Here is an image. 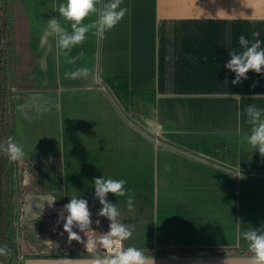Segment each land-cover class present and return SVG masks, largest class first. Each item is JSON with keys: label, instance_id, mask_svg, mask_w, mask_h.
<instances>
[{"label": "crops", "instance_id": "obj_1", "mask_svg": "<svg viewBox=\"0 0 264 264\" xmlns=\"http://www.w3.org/2000/svg\"><path fill=\"white\" fill-rule=\"evenodd\" d=\"M5 2L11 138L24 151L10 160L17 263L103 257L85 244L109 230L94 198L104 177L127 181L132 210L127 196L107 199L132 230L123 247L149 264H249L243 232L264 227V157L245 140V109H264V73L233 85L225 64L243 51L241 35L264 48V0H122L123 20L103 38L89 32L69 57L46 34L53 17L70 31L55 10L65 0ZM78 67L91 69L86 79L66 78ZM18 187H29L21 199ZM73 196L92 214L90 230L73 228L82 242H69L59 219Z\"/></svg>", "mask_w": 264, "mask_h": 264}, {"label": "clouds", "instance_id": "obj_2", "mask_svg": "<svg viewBox=\"0 0 264 264\" xmlns=\"http://www.w3.org/2000/svg\"><path fill=\"white\" fill-rule=\"evenodd\" d=\"M55 10L58 11L59 18L68 22L70 31L68 27L61 25L60 19L53 17L47 21L48 31L46 34L54 35L57 38L56 46L65 57H69L73 48L86 41L89 32L103 38L105 33L117 26L129 11L128 8L122 7V0H107L106 3H102L101 0H65ZM91 16H95L96 19L85 23V20ZM239 45L243 51L231 50V58L225 64L227 69L235 73V78L232 80L233 85L248 79L249 71L257 74L264 73V48L261 46V41L256 39L250 42L241 35ZM84 56L85 53L81 51L77 57L70 58L68 63H75L76 60ZM90 71L91 69L88 67H78L65 75L70 79H86ZM245 111L248 122L252 125L250 134L245 137V140L251 148L258 149L261 157H264V109L249 105ZM0 151H3L12 161L20 160L24 156L22 146L15 143L11 137L8 138L6 145H0ZM93 183L94 198L101 205L97 215L107 218L110 223L109 230L101 234L98 239L96 237L87 238L86 249L92 250L99 245L106 252L103 257L93 258L91 264H149L148 258L141 250L131 246L123 247V242L131 238L132 230L129 225L119 219L120 212L116 204L107 199L109 193L115 197L127 196V207L132 210L134 196L125 187L127 181L100 177L96 178ZM44 200H47L49 205L54 202V200ZM64 212L67 213L66 217L63 215ZM91 215L86 199L73 196L69 203L64 205L59 219L64 221L63 230L68 234L69 242L73 240L82 242L81 236L73 231V228L77 227L80 232L90 230ZM96 223L99 224L100 221L97 220ZM243 239L247 242L248 249L252 254L249 257V264H264V227L260 229L249 227L244 230ZM237 243H239V239ZM10 255L11 249L6 245L0 246V256Z\"/></svg>", "mask_w": 264, "mask_h": 264}, {"label": "trees", "instance_id": "obj_3", "mask_svg": "<svg viewBox=\"0 0 264 264\" xmlns=\"http://www.w3.org/2000/svg\"><path fill=\"white\" fill-rule=\"evenodd\" d=\"M8 12L9 6L8 3H6L5 13L0 18L2 28L0 39V60L2 65H5L7 56H10L12 45L11 19ZM8 51L9 53H7ZM2 206L1 241L2 246L6 245L9 249H11V255L4 256V260L0 264H18L16 251L17 235L15 225V173L13 168L8 169L3 177Z\"/></svg>", "mask_w": 264, "mask_h": 264}, {"label": "rangeland", "instance_id": "obj_4", "mask_svg": "<svg viewBox=\"0 0 264 264\" xmlns=\"http://www.w3.org/2000/svg\"><path fill=\"white\" fill-rule=\"evenodd\" d=\"M5 0H0V17L5 13ZM1 24H0V37H1ZM9 53V51L7 52ZM10 59L7 56V61L5 65H2L0 60V145H6L7 140L11 137V99L13 96L12 88L10 85ZM10 159L0 151V246H2L1 241V223H2V186H3V177L5 172L8 169H11ZM20 199L29 192V187H18ZM33 190V188H30ZM16 193V187H15ZM4 260V256H0V263Z\"/></svg>", "mask_w": 264, "mask_h": 264}]
</instances>
